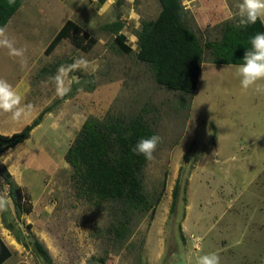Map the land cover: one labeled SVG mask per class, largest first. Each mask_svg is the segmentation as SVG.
<instances>
[{
	"label": "rangeland",
	"instance_id": "374dc122",
	"mask_svg": "<svg viewBox=\"0 0 264 264\" xmlns=\"http://www.w3.org/2000/svg\"><path fill=\"white\" fill-rule=\"evenodd\" d=\"M157 4V0H27L7 23L8 35L26 52L16 58L0 48V78L13 85L32 111L19 122L0 112V134L19 132L47 107L52 111L27 140L0 157V164L29 195L26 207L29 202L32 207L30 214L17 218L0 181V194H6L0 238L12 252L6 264H46L31 246L18 242V232L29 245L36 238L52 264H196L201 255L221 248L222 241L218 243L210 229L236 226L241 231L264 225V92L242 89L235 71L225 79L226 95L223 90L208 95L209 103L207 96L202 110L193 115L189 96L159 86L147 64L135 56L136 31L144 20L157 16L144 5ZM67 20L79 26L80 43L91 39L94 45L85 51L65 39L46 55V47ZM115 22L122 25L124 44L133 53L124 54L115 45L108 26ZM199 37L202 43L217 40L220 31ZM80 56L88 66L72 73L70 93L58 96L49 77ZM212 59L205 51L202 62ZM108 111L143 114L161 137L154 159L144 169L149 207L129 226L124 240L109 232L112 222L116 224V204L96 205L80 198L64 160L86 119H101Z\"/></svg>",
	"mask_w": 264,
	"mask_h": 264
},
{
	"label": "trees",
	"instance_id": "16d2710c",
	"mask_svg": "<svg viewBox=\"0 0 264 264\" xmlns=\"http://www.w3.org/2000/svg\"><path fill=\"white\" fill-rule=\"evenodd\" d=\"M27 0H0V27L7 25L18 9ZM160 13L153 21L144 20L136 31V59L147 64L156 83L169 91H177L189 96L191 102L201 71L205 51L212 55V62L224 65H239L245 52L250 48V38L257 32H264L259 20L245 28H236L238 19L223 27L216 41L201 42V39L187 23V12L181 0H157ZM115 34L114 43L124 54H131V47L125 45L121 34L122 25H108ZM79 26L67 20L45 49L51 54L65 39L79 49L88 51L95 40L80 43ZM81 32V31H80ZM86 36V35H85ZM84 37V36H83ZM67 98V97H66ZM51 107L42 111L30 124L11 135L0 134V157L9 149L23 143L31 132L38 127ZM156 134L143 114L127 116L108 111L101 119L88 117L83 123L73 143L64 155L65 162L71 167V181L80 198L96 205L113 203L118 207L116 224L110 231L117 239L124 240L129 235V226L139 215L147 211L149 202L144 192V169L148 160L132 151L138 140ZM0 181L7 187L17 218L30 214L32 207L24 189L15 183L12 175L0 164ZM173 206L178 197V180L173 189ZM17 240L32 250L46 263L52 264L47 250L33 238L27 244L21 232ZM12 256V252L0 238V264Z\"/></svg>",
	"mask_w": 264,
	"mask_h": 264
},
{
	"label": "clouds",
	"instance_id": "9594fccd",
	"mask_svg": "<svg viewBox=\"0 0 264 264\" xmlns=\"http://www.w3.org/2000/svg\"><path fill=\"white\" fill-rule=\"evenodd\" d=\"M10 5L15 0H9ZM238 23L236 28H245L256 24L259 20L264 23V0H240L237 5ZM250 48L245 52L243 62L232 66L240 78V86L244 90L253 89L256 92H264V32H257L250 38ZM0 48L7 49L12 57L23 58L26 49L16 47L15 40L8 35L7 27H0ZM22 59V63H25ZM89 61L80 56L70 64H62L56 74L49 77V81L55 85L56 94L60 97L68 95L71 91V74L86 68ZM79 79V77H75ZM32 111L31 104H24L23 97L15 90L7 80L0 78V112L10 115L13 122H19L27 118ZM258 137L257 139H259ZM161 143V137L153 134L138 140L132 151L143 155L146 160H153L154 153ZM6 203V194H0V209ZM196 264H221L220 257L216 253L201 255Z\"/></svg>",
	"mask_w": 264,
	"mask_h": 264
},
{
	"label": "crops",
	"instance_id": "0c3cea01",
	"mask_svg": "<svg viewBox=\"0 0 264 264\" xmlns=\"http://www.w3.org/2000/svg\"><path fill=\"white\" fill-rule=\"evenodd\" d=\"M181 1H182V6L187 12V20H189V22H191V24L197 28V32L195 30L194 32L198 35V37L204 34H212L215 32L217 33L219 31L221 34V31L225 25L233 23L235 20L238 19L236 13H237V5L240 2V0H181ZM144 8L145 11L156 12L157 16L160 13L159 4L144 5ZM155 19L148 21H153ZM212 41H216V40H212ZM63 42H65V40H62L57 45L55 51L58 50V48H60ZM232 66H237V65H232ZM235 71H236L235 68L230 67V65L216 64L213 62L212 63L202 62L201 71L197 80L196 89L191 99V111L193 112L192 113L193 115H196V113H199L202 110L208 95L217 96V94H222V90H223V94L226 95V93L224 92V90H226L225 79L230 75V73H235ZM211 98L212 96H208L207 102ZM230 225H233V223ZM237 228L238 227L236 226H227L222 228L210 229V230H215L216 232L214 233L216 235L215 240L218 243L222 241V245H220L221 248H218V246H216L214 247L213 250H209V251H211V253L214 252L219 256L225 258V260L220 259L221 264H229V263L264 264V225L260 223L254 226L253 228L247 227L242 229L241 231H239V229ZM238 231L239 234H241L240 236L238 235L236 236ZM256 231H258V233L260 234L255 236L254 238L248 239L245 236L249 233H253L255 235ZM255 245L259 246L260 249L256 250V249L247 248ZM235 257L238 259V262L236 261ZM257 258L259 259V262H257L256 260ZM228 260L230 262H228ZM6 261L3 264H6Z\"/></svg>",
	"mask_w": 264,
	"mask_h": 264
}]
</instances>
